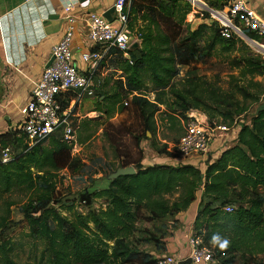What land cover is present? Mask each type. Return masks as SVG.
<instances>
[{
	"label": "trees",
	"instance_id": "16d2710c",
	"mask_svg": "<svg viewBox=\"0 0 264 264\" xmlns=\"http://www.w3.org/2000/svg\"><path fill=\"white\" fill-rule=\"evenodd\" d=\"M143 8L151 21L146 30H137L142 44L131 51L133 64L120 59L126 80L116 82L115 91L98 100L97 109L103 115L88 119L102 130L115 154L118 165L112 172L133 166L135 175L120 177L105 189L82 194L78 209L66 208L61 204L59 175L63 171L76 172L82 165L73 145L50 136L29 148L18 130L0 134V154L11 146L20 150L7 163L0 157V204L7 211L21 207L26 238L35 245L26 264H155L149 254L127 252L126 242L138 222L174 216L198 199L201 208L194 232L213 248L219 264H234L238 255L247 261L264 255V194L260 191L264 188V111L249 114V123L240 128L235 145L225 149L216 161L207 163L204 170L190 164L144 167L140 162L142 138L113 120L125 112L123 103L132 96L145 131L152 136V147L166 154L168 146H159L155 140L156 118L162 107L167 109L162 115L171 129L181 128L182 121L189 120L190 110L205 114L210 123L221 121L232 126L236 117L248 113L249 100L255 96V103L260 101L259 95L253 96L251 91L264 95L263 83L256 81L264 77V56L233 32L230 38L223 37V28L217 23H203L186 33L181 22L170 16L158 0H131L129 19ZM243 33L264 44V37L248 29ZM218 49L230 55L239 53L231 60L232 69L238 73L232 75L237 83L231 90L205 81L193 70L176 82L181 67L207 63ZM62 105L69 106L67 98ZM193 113L201 116L197 111ZM131 136L134 141L128 145ZM15 195L22 201H16ZM167 197L175 198L171 202ZM95 199H101L103 205L93 208ZM228 206L233 208L231 212L225 210ZM7 217V212L0 217V230L5 229ZM217 234L228 241L226 248L221 249L219 242L213 241ZM13 241L0 239V264H23L20 252L25 244L20 239Z\"/></svg>",
	"mask_w": 264,
	"mask_h": 264
},
{
	"label": "crops",
	"instance_id": "0c3cea01",
	"mask_svg": "<svg viewBox=\"0 0 264 264\" xmlns=\"http://www.w3.org/2000/svg\"><path fill=\"white\" fill-rule=\"evenodd\" d=\"M246 1L264 20V0ZM115 2L116 0H31L29 3H25V0H0V134L14 129L23 120L24 110L30 100L32 90L53 57L54 46L62 40L65 34V6L69 3L73 5L72 14L78 20L71 45L75 63L81 69L86 70L87 67L81 58L82 54L94 47L88 37V16L91 13L104 15L114 6ZM52 16L53 18L50 19ZM120 59V55L108 54L93 72L95 87L102 96L101 98H88L76 108V112L82 120L91 119L89 117L92 114L103 115L97 109L98 100L110 96L116 89V82L124 80ZM66 98L68 103H72V95H68ZM135 111L139 118V124L143 126L138 109L136 108ZM165 111L162 107L161 114ZM194 111L197 110L189 111L187 117L191 115L190 112L196 117ZM125 114V123L129 127L135 123V118L132 113L129 114L126 111ZM162 117V121H159V116L156 118L155 140L161 145L166 144L168 153L159 154L155 151L150 140L152 136L145 131L146 138L141 139L140 143V148L143 150L140 162L144 167L155 164L173 166L190 164L204 170L209 158L216 161L225 149L235 145L238 138V134L234 133L220 134L213 140L208 154L194 155L187 160H181L178 156H174L173 148L182 136H177L176 139L164 136L163 133L171 128L168 120H164L165 115ZM200 117V120H208V117L203 113ZM244 121L246 120H242V122ZM142 126L141 129H143ZM136 136L140 137V134L136 133ZM92 140L80 144L82 147L88 146ZM109 183L110 181L106 182L105 186L97 190L107 188ZM260 191L264 194V188H261ZM200 208L201 201L198 199L186 212L179 214L181 228L165 244V252L174 256L178 261L189 257L188 238L194 232V223Z\"/></svg>",
	"mask_w": 264,
	"mask_h": 264
},
{
	"label": "built area",
	"instance_id": "2783aa9c",
	"mask_svg": "<svg viewBox=\"0 0 264 264\" xmlns=\"http://www.w3.org/2000/svg\"><path fill=\"white\" fill-rule=\"evenodd\" d=\"M30 1L25 0V3ZM130 4L131 0H116L112 21L107 20L103 15L89 14L88 37L94 47L82 54L81 58L87 67L86 70L75 63L71 45L78 20L72 14L73 5L69 3L65 6L66 30L62 40L53 48L54 61L51 66L44 69L39 82L32 90L24 110L23 120L14 128L20 132V135L25 136V142L29 148L50 136L62 138L73 145L74 149L77 148L82 119L76 112V108L88 98L100 97L93 81V72L108 54L120 55L121 58L133 64L132 46L141 45V33H132L130 30ZM211 11V23L216 22L220 28H223L222 36L225 38H230L232 32L242 40L243 37L248 38L243 33L245 29L264 37V20L246 0H231L222 10ZM249 40L252 41V39ZM261 46L264 48V45ZM68 95H72V103L64 108L62 102ZM131 98L132 96L124 101L125 108L132 104ZM150 100L153 101L154 97ZM98 116H100L98 113L92 114L89 118ZM188 119L184 123L182 137L174 146V150L181 159L208 154L217 136L223 133L239 134L242 125L245 122L249 123V119L242 122L245 119L241 116L235 118L232 126L210 123L208 120L197 119L192 114L188 115ZM13 156L11 147L2 150L0 154L3 163L10 161ZM225 210L231 212L233 208L228 206ZM188 246L190 254L187 259L191 260L190 264H219L213 248L204 241L202 236L193 232L188 238ZM187 259L178 261L172 255L160 256L156 258V264H181Z\"/></svg>",
	"mask_w": 264,
	"mask_h": 264
},
{
	"label": "rangeland",
	"instance_id": "374dc122",
	"mask_svg": "<svg viewBox=\"0 0 264 264\" xmlns=\"http://www.w3.org/2000/svg\"><path fill=\"white\" fill-rule=\"evenodd\" d=\"M229 1L231 0H196V2L195 0H158V2L161 4V7L170 16H172L176 21L181 22L182 26L186 30V33L187 31L195 30L200 24H210L212 22L211 10L220 11L228 4ZM141 7H143V5ZM150 17L151 16L144 8L141 12L135 13L133 17L129 19L131 32L136 33L138 32L137 30H146L149 26V21H151ZM243 40L255 53L264 56V51L256 46L251 40L246 37H243ZM256 42L259 45H264L262 44V40ZM238 54L233 53L232 55H230L229 53H226L223 50L220 51V49H218V51L213 53L211 58H207V63H196L191 64L190 66L181 67L180 77L176 82H180L188 70H193L198 76L203 77L205 81L215 86H221L225 90H231L232 86L237 83V81L233 79L232 75L238 74L236 70L232 69L231 60ZM122 76L124 78L126 77L124 70ZM256 81L262 82L264 86V77H258L256 78ZM121 82L125 81L122 80ZM240 85L246 86L245 83H241ZM250 93L253 94V96L259 95L258 100L260 101L258 103H255L256 101H254V96L252 100H249L247 102L249 111L248 113H244L241 116L245 120H248L249 114L255 111L258 105L264 102V95H260V92L258 93L254 90ZM150 97V99H153V96ZM135 109L136 108L133 106V104H131L128 108L125 109L124 114L122 113L123 115L118 114L113 120L115 122L122 123L128 126L125 123V113L126 111L129 114L132 113L133 117L135 118V123L130 125L129 128L134 135H136V133H139L140 138L143 139L145 138V128L141 124H139V118ZM163 109L167 110L165 107H163ZM168 112L170 111L168 110ZM190 114L192 113L190 112ZM158 116L159 121H162V114ZM196 117L198 119H201V117ZM220 124L229 126L228 123H223L221 121ZM141 126L143 129H141ZM183 132L184 125L181 128L178 127L172 130L169 129L163 134L164 136L171 139H176L177 136L181 137ZM90 139L93 140L88 146H81L80 143L86 142ZM133 141L134 140L132 136L128 137L127 144L131 145ZM159 146H161L160 143ZM16 147L17 146H11L13 154L20 151ZM174 153V156H178L175 150ZM74 154L82 160V165L78 171L73 173L63 171L59 175V178L61 179L58 188L61 195V204L66 208H69V206H73L74 209H78L81 207L80 196L84 193H92L93 191L105 186L106 182L109 181L107 179V176L113 173L112 170L115 165H118V163L115 162V154L108 144L107 140L103 137L102 130L98 126L91 124L88 119L82 120L81 129L78 134V146L74 149ZM175 197H167V199L173 202ZM13 198L18 202L22 201V199L16 195L13 196ZM102 205L103 201L101 199H95L93 208H99ZM20 208V206H14L11 210L7 211L4 204H0V217L4 216L6 212L8 215L5 229L0 230V239L6 240L11 238L12 241L19 239L23 240L22 242H24L25 245L23 251L20 252V261L21 263L26 264L31 247L35 248V245H33L32 240L30 241L28 238H26L27 228L25 223L21 222L23 219V215L20 212ZM83 210H88V208H83ZM186 211H182L180 213ZM180 213L174 216H167L161 220L153 222H138L135 233L126 242L128 254L132 252L149 254L151 256L150 259L153 261L156 260L157 256H167L168 254L165 252V244L168 243L172 239V237L179 232V229L181 228V219H179ZM160 239L162 241H160ZM39 246L40 248H42L41 243H39ZM262 262H264V255L262 254L256 258H253L252 261L244 260L240 255H238L234 264H261Z\"/></svg>",
	"mask_w": 264,
	"mask_h": 264
},
{
	"label": "water",
	"instance_id": "95a60500",
	"mask_svg": "<svg viewBox=\"0 0 264 264\" xmlns=\"http://www.w3.org/2000/svg\"><path fill=\"white\" fill-rule=\"evenodd\" d=\"M114 13V7H112L110 10H108L103 16L109 20V21H112L113 18H112V14ZM58 17V16H56ZM53 16L50 18L52 19ZM252 42L258 46L260 49H262L264 51V48L259 45L257 42L253 41ZM138 48H140V45L139 44H134L132 46V50H137ZM54 61V57L51 58L50 62L48 63L47 67L51 66V64L53 63ZM264 111V102L261 103L260 105H258L257 109H256V112L259 113V112H262ZM148 135H150V133H148ZM211 161V159L209 158L207 163H209ZM137 173V171L135 170V168L133 166H128V167H125V168H120L118 169L117 171H115L114 173L110 174L107 176V179L112 182V181H115L116 179L120 178V177H123V176H132V175H135ZM185 263H188L190 264L191 263V260L190 259H187L185 262L181 263V264H185Z\"/></svg>",
	"mask_w": 264,
	"mask_h": 264
},
{
	"label": "clouds",
	"instance_id": "9594fccd",
	"mask_svg": "<svg viewBox=\"0 0 264 264\" xmlns=\"http://www.w3.org/2000/svg\"><path fill=\"white\" fill-rule=\"evenodd\" d=\"M213 241L214 242H219V246L221 249H224L227 247L228 245V241L226 239H221V237L217 234V235H214L213 237Z\"/></svg>",
	"mask_w": 264,
	"mask_h": 264
}]
</instances>
